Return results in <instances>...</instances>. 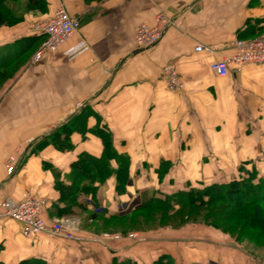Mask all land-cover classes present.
<instances>
[{"label":"crops","instance_id":"crops-1","mask_svg":"<svg viewBox=\"0 0 264 264\" xmlns=\"http://www.w3.org/2000/svg\"><path fill=\"white\" fill-rule=\"evenodd\" d=\"M32 12L0 27V61L21 50L0 88V197L43 196L46 219L63 205L60 184L82 152L100 155L108 134L128 155L133 181L116 193L111 176L96 190L109 212L140 192H174L227 183L240 175L264 176V64L219 77L211 63L231 55L236 40L264 31V0H44ZM64 7L80 18L79 31L58 50L34 61L39 40L27 46L38 21ZM171 19L162 38L147 47L136 30ZM263 19V20H261ZM200 44L211 52L197 51ZM174 63L184 88L170 90L163 70ZM75 120L74 147L62 151L37 142ZM15 170L8 173L9 157ZM113 162V167H116ZM58 185V186H57ZM81 201L94 208L91 194ZM77 239L23 234L13 219L0 220V264H264V258L204 223L140 233L138 239L98 240L77 226ZM171 258V263H168Z\"/></svg>","mask_w":264,"mask_h":264},{"label":"trees","instance_id":"trees-1","mask_svg":"<svg viewBox=\"0 0 264 264\" xmlns=\"http://www.w3.org/2000/svg\"><path fill=\"white\" fill-rule=\"evenodd\" d=\"M7 1L8 0H0V26L2 24L15 23L20 19L12 14L13 12L10 7L2 6ZM14 1L17 2L18 0ZM27 1L30 7L37 6L42 10L46 8L44 0ZM262 33H264V31L254 34L251 37L241 39L255 38ZM38 37L39 38H37V36L30 37L27 46L32 47L35 41L40 39L38 43L39 47L43 36L40 35ZM21 53L20 50L14 57L0 61V78L1 76L6 75V78L8 79L10 76L8 68L13 65L14 59L21 56ZM74 121L75 120L72 119L68 123L59 127L48 137L40 139L36 145L40 147L46 144H52L62 151L71 150L74 147L71 135L76 128ZM101 137L104 142L103 152L100 155H94L88 152L80 153L71 163L69 183L60 184V186L57 185L61 190L60 200L63 202V205L56 204L55 206L54 212H56L58 216L76 212L79 213L86 210L90 212L89 217L92 220L104 218V221L106 222L121 221L122 223H126L124 231H120L123 234H126L128 230L133 229L131 224L136 220L135 217L144 220L145 217L149 219L156 213L161 215L160 218L162 220L171 218L172 222L166 224L160 220L155 228L166 226H170V228H181L186 226L185 224L189 222L196 224V219H199V221L197 220V223H204L214 228H218L217 225L210 223L209 219L217 217L227 218L233 213L239 212L241 207H244L245 205L247 207H254V209H257L256 207L258 205H261V207L264 208V176L257 177V175L246 174L227 183L189 186L185 189L174 192H161L156 189L144 190L140 192L139 201L126 204L120 200L119 210L111 213L107 207H103L99 200L96 199L95 195L97 188L101 185L104 186V183L109 177L115 176L116 193L117 195L122 196L128 193V186L132 183L133 177L131 176L129 156L117 152L108 134L102 135ZM113 162H116V167H113ZM260 193L263 196H260ZM87 194L92 195L95 204L94 208H89L86 202L81 201V195ZM241 198L244 199V202L238 206L237 203L241 202ZM221 201H225L227 206L230 208L232 207L233 209L231 211H226L227 209H223L221 204H218ZM49 208L50 204L48 202L47 212ZM209 210L212 211L211 214H209ZM149 228L151 227L144 225V228L142 229L148 230ZM170 260L172 259L168 258V263H171ZM160 262H162V259ZM160 262L157 264H160ZM21 264L35 263L25 260ZM112 264L134 263L131 261L114 260Z\"/></svg>","mask_w":264,"mask_h":264},{"label":"built area","instance_id":"built-area-1","mask_svg":"<svg viewBox=\"0 0 264 264\" xmlns=\"http://www.w3.org/2000/svg\"><path fill=\"white\" fill-rule=\"evenodd\" d=\"M171 24V19L160 13L155 25L141 24L136 30V43L139 47H147L158 42L165 29ZM81 27L80 18L68 12L64 7L56 10L54 15L38 21L33 25V31L43 36L42 42L33 56L34 61H40L46 53L58 50L71 36L76 34ZM197 51L211 52L209 46L200 44ZM264 64V33L251 39H238L234 44V52L231 55L216 59L211 63V69L219 76L226 77L231 71H239L245 65ZM167 87L170 90L184 88L177 67L169 63L163 70ZM15 156L9 157L7 164L8 173L15 170ZM48 199L41 198L31 193H24L18 200L0 197V220L10 218L21 225L22 232L27 237H36L43 233L60 236L67 239H77L74 222L67 218H54L47 221L45 214L48 207ZM129 238L138 239L140 234L130 233ZM122 235L108 234L98 237V240L121 239Z\"/></svg>","mask_w":264,"mask_h":264},{"label":"rangeland","instance_id":"rangeland-1","mask_svg":"<svg viewBox=\"0 0 264 264\" xmlns=\"http://www.w3.org/2000/svg\"><path fill=\"white\" fill-rule=\"evenodd\" d=\"M27 2H28L27 0H18L17 2H15L14 0H8L2 6L10 7L12 9L11 11L13 12L11 13L18 18H24V16L30 12H32L33 14L40 15L42 9L38 8L37 6L30 7ZM5 25H9V24H5ZM12 71H13L12 69L8 70L10 74L12 73ZM6 77H7L6 75L1 76L0 87H3L7 82ZM260 196L263 195L260 193ZM39 197L45 198L43 196H39ZM134 202L135 200L133 199L128 203L130 204ZM241 202L237 203L238 206L243 204L244 202L243 198H241ZM218 204H221L223 209L225 210L227 209L226 211H231L233 209L232 207L231 208L228 207L225 201H221ZM258 206L256 207L257 209H254V207H249V206L247 207L245 205L244 207L243 206L241 207V210L239 212H235L227 218L217 217L213 219L211 218L209 219V221L210 223H213L214 225L218 226V228L215 229L222 232L224 235L231 237V239H233L235 242L239 243L240 245L241 244L245 245L251 251L259 254L261 257L264 258V233H263L264 208H262L261 205ZM212 211L209 210L208 211L209 214H211ZM89 213H90L89 211L83 210V212H80L79 214H76L74 216H65L64 218H67L68 220L74 222L76 228L78 226L82 230L93 232L97 236H106L108 234H119L122 235L123 237H127L128 234L130 233L137 232L140 234L144 231H149V229L156 230V229H164L170 227V226H166L162 228H155L156 225L160 222V220H162L160 218L161 215L159 213H156L154 216H151L149 219L145 217L144 220L135 217L136 220L133 222V224H131V227H133V229L128 230L126 234H123L120 231H124L126 227V223H122L121 221L106 222L104 221L105 220L104 218H98L92 220L89 217ZM197 220L199 221V219L195 220L196 223ZM162 221L168 224L169 222H172V219L166 218L163 219ZM189 224L192 223L189 222L185 225H189ZM144 225H147L148 227L151 228H149L148 230H143L142 228H144Z\"/></svg>","mask_w":264,"mask_h":264},{"label":"water","instance_id":"water-1","mask_svg":"<svg viewBox=\"0 0 264 264\" xmlns=\"http://www.w3.org/2000/svg\"><path fill=\"white\" fill-rule=\"evenodd\" d=\"M54 131H55V130H54ZM54 131H53V132H54ZM53 132H52V133H53Z\"/></svg>","mask_w":264,"mask_h":264}]
</instances>
